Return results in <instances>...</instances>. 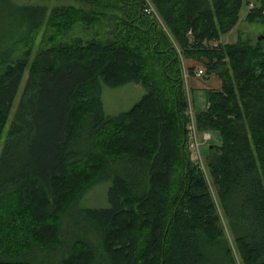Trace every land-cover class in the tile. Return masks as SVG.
Returning a JSON list of instances; mask_svg holds the SVG:
<instances>
[{"label":"trees","instance_id":"trees-1","mask_svg":"<svg viewBox=\"0 0 264 264\" xmlns=\"http://www.w3.org/2000/svg\"><path fill=\"white\" fill-rule=\"evenodd\" d=\"M56 1L5 9L17 44L42 33L33 60L0 55V264H236L215 199L238 264H264L263 41L219 42L243 0ZM255 3L243 22L263 25ZM183 60L220 81L193 111ZM129 83L140 99L104 116L101 85ZM188 109L214 135L205 174ZM101 181L109 207L79 209Z\"/></svg>","mask_w":264,"mask_h":264},{"label":"rangeland","instance_id":"rangeland-1","mask_svg":"<svg viewBox=\"0 0 264 264\" xmlns=\"http://www.w3.org/2000/svg\"><path fill=\"white\" fill-rule=\"evenodd\" d=\"M35 1L37 0H0V55H4L3 52L6 50L9 53L7 57L4 59V61H10L11 63H13L16 59H19L21 57V54H23V51L26 48H28V52H29V56H28L29 61L37 57L36 51L40 47L39 42L41 39L42 28L39 30L37 34H35L33 38L29 37L26 42L17 44L18 41H21L20 34L13 32V27L15 23L12 18L7 19L6 13H5V9L7 7L10 9L12 6H16L17 4L35 3ZM247 2L255 3V0H243L241 8L238 12V19H237L235 26L226 34L221 35L219 38V42L221 44L223 43L230 44L239 39L240 40L248 39L253 44L254 42L258 40L259 41L262 40L263 43L261 45L264 50V24L263 25L246 24L243 22L244 15L246 14V11H247V6H246ZM43 3L47 4L48 7H51L52 5H56L58 1L44 0ZM64 3L72 4V2H64ZM255 4H256L255 6H258L257 3ZM79 29L80 27L74 26V29H72V31H75L77 34H81ZM32 39H33V42L30 45V41ZM13 43H15L14 47H12ZM184 62L185 61L183 60L181 65L183 68H186ZM189 63L194 64L195 66L193 73H195L198 69H201V72L203 71L201 76L193 75L194 78L190 79L189 81L186 79V83L184 84L186 86L185 87L186 91L189 95L188 96V100H189L188 108H191L192 110L194 106L197 105V103L198 105L202 104V92L203 91L193 90L191 92L188 89V84H189V87H198L197 85H202L203 82H205V80L210 79L212 81V85L208 84V87H211L208 90H218L220 86V81L216 75L212 73H207L206 68L202 64L194 60H189ZM26 75H27V68L25 70L23 77H26ZM143 93L144 91L142 88L132 83L125 84L123 86L116 87V88H109L104 85H101V88H100L101 112L104 116H112L120 112H124L127 109H129L136 101H138L140 97L143 95ZM17 98H18V95L16 96L13 102V107L15 106L17 102ZM192 111H189V110L186 111V114L188 115V117H189L188 112H190L191 119H193ZM209 136H210V140L208 142H201L200 135H196V138H195L196 145L197 143H199L197 153H198V156L201 162L197 158V153L195 152L196 149L191 144V140L188 145V149L191 152L190 158L193 159V161H196L195 163L198 165L199 169L203 172V174H205V170H206L204 168L203 157L206 153L207 146L210 144L214 135L209 133ZM0 145H1V142H0ZM108 188H109V182L101 181V183L96 184L81 197V199L78 201V204H77L78 208L83 209V210L85 209H97L98 210V209L108 208L109 207V203L107 199L108 198ZM215 204L217 207V214L219 216V223L221 224V229L223 230V241L231 250L235 263L238 264L235 253L233 251L234 246L232 242V236L229 231L230 227L227 223L224 222V219L221 217L219 206H218L216 199H215ZM23 235L25 238L26 232H24ZM15 238H18V237H11V240L15 241L16 240ZM221 243L223 242H220V245ZM214 251L216 255L215 256L216 261L221 260L222 256H220L219 249L218 251L214 249Z\"/></svg>","mask_w":264,"mask_h":264},{"label":"built area","instance_id":"built-area-1","mask_svg":"<svg viewBox=\"0 0 264 264\" xmlns=\"http://www.w3.org/2000/svg\"><path fill=\"white\" fill-rule=\"evenodd\" d=\"M203 72V71H202ZM202 72H201V69H198L195 73H194V75L195 76H201V74H202ZM183 77H184V82H186V75H183ZM189 111H190V109H188ZM189 113V122H188V125H187V131H188V139H189V143H190V140H191V144L193 145V147L196 149L195 150V152L197 153V151H198V143H197V145H196V143H195V138H196V135H197V133L195 132V129H194V124H193V120L191 119V114H190V112H188ZM202 139L203 140H208L209 139V135L208 134H206V133H203L202 134ZM197 146V147H196ZM192 148V147H191ZM197 158H198V160L200 161V158H199V156H198V153H197ZM201 162V161H200Z\"/></svg>","mask_w":264,"mask_h":264},{"label":"crops","instance_id":"crops-1","mask_svg":"<svg viewBox=\"0 0 264 264\" xmlns=\"http://www.w3.org/2000/svg\"><path fill=\"white\" fill-rule=\"evenodd\" d=\"M185 64V67H193L195 69V66L194 64H190L189 63V60L185 61L184 62ZM194 77H187L186 79L189 81L190 79H193ZM205 80V79H204ZM186 83V82H185ZM208 84H211L212 85V81L210 79H207L205 80V82H203L202 85H197L198 87H189V84H188V89L192 92L193 90H200V91H205V90H208L209 88L211 87H208ZM186 87V86H185Z\"/></svg>","mask_w":264,"mask_h":264}]
</instances>
